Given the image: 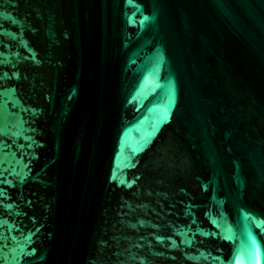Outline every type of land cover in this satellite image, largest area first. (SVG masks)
Wrapping results in <instances>:
<instances>
[{"label": "water", "instance_id": "95a60500", "mask_svg": "<svg viewBox=\"0 0 264 264\" xmlns=\"http://www.w3.org/2000/svg\"><path fill=\"white\" fill-rule=\"evenodd\" d=\"M0 264H264V0H0Z\"/></svg>", "mask_w": 264, "mask_h": 264}]
</instances>
